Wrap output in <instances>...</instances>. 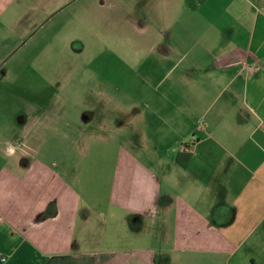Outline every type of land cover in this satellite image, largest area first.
<instances>
[{"label": "crops", "instance_id": "1", "mask_svg": "<svg viewBox=\"0 0 264 264\" xmlns=\"http://www.w3.org/2000/svg\"><path fill=\"white\" fill-rule=\"evenodd\" d=\"M152 1L80 66L94 79L61 116L0 121V264H264V0H158L141 45ZM116 2L0 0V56L73 24L87 37ZM45 132L63 143L29 145Z\"/></svg>", "mask_w": 264, "mask_h": 264}, {"label": "rangeland", "instance_id": "2", "mask_svg": "<svg viewBox=\"0 0 264 264\" xmlns=\"http://www.w3.org/2000/svg\"><path fill=\"white\" fill-rule=\"evenodd\" d=\"M118 1L119 3L116 2L117 5L114 8H104L102 23L97 22V28L89 27L88 25L87 37H82L85 36L84 31L81 30L78 24H73L69 32L71 39H67L66 35L63 36L62 32L55 33L53 40L47 39L45 34L40 37L36 35L29 38L27 44L14 54L0 56L2 63H5L0 70V121L3 126L10 127L13 125V121L17 122L25 113L38 111L39 108L54 112L56 114L55 117L61 116V102L64 90L66 92L70 91L71 94H76L75 96H77L84 80L90 76L87 73L89 71H83L82 73L80 66L83 63L93 62L95 51L100 49V46L108 47L106 48L107 52H111L109 50L110 44L114 41L110 40L111 29H115L116 27L124 28L125 25L118 22L127 13L130 15L133 2H141V0H128L129 8H127L120 0ZM151 5L152 10H154V18H150L145 31L151 36L149 38L134 39L138 40L141 45H144L147 39L152 40L160 25L158 20V0L152 1ZM142 6L143 4H141ZM88 16L90 15L88 14ZM116 23L118 26L114 25ZM132 33L131 27L119 30V44L126 41L127 34L131 36ZM130 36L129 42L131 41ZM102 53L103 60L110 58L109 53H106V51L103 50ZM90 77L94 79L93 74ZM86 95L91 97L89 100H93V97H95L90 91ZM57 121L61 122V120ZM34 138L35 140L30 141L31 144L29 145L42 144L41 146L45 148L48 142L63 143L62 135H47L46 132ZM87 142L88 139H83L80 146H86L84 143ZM93 142V138L89 140V143ZM40 153L44 154L46 152L42 150ZM86 153L88 158H91V155H93L91 151H86ZM79 154L86 156L83 152L80 153L79 151L73 152L72 158L78 157ZM107 155V157H110L112 152H107ZM260 232L258 230L255 234H259ZM261 251L264 252V246L257 248L258 253H261ZM168 264H251V262L246 261L245 263L233 259L228 261L210 259V257H199L192 260L183 259L181 262H171Z\"/></svg>", "mask_w": 264, "mask_h": 264}, {"label": "clouds", "instance_id": "3", "mask_svg": "<svg viewBox=\"0 0 264 264\" xmlns=\"http://www.w3.org/2000/svg\"><path fill=\"white\" fill-rule=\"evenodd\" d=\"M13 151H14V149L11 146H9V148H8V154L11 155L13 153Z\"/></svg>", "mask_w": 264, "mask_h": 264}, {"label": "built area", "instance_id": "4", "mask_svg": "<svg viewBox=\"0 0 264 264\" xmlns=\"http://www.w3.org/2000/svg\"><path fill=\"white\" fill-rule=\"evenodd\" d=\"M6 261V258H2V262H5Z\"/></svg>", "mask_w": 264, "mask_h": 264}]
</instances>
